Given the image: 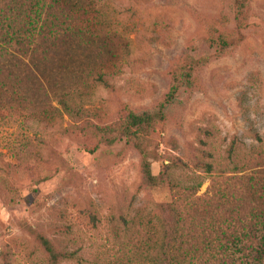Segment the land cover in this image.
<instances>
[{"label": "rangeland", "instance_id": "obj_1", "mask_svg": "<svg viewBox=\"0 0 264 264\" xmlns=\"http://www.w3.org/2000/svg\"><path fill=\"white\" fill-rule=\"evenodd\" d=\"M99 8V40L75 50L78 69L103 74L74 87L81 115L56 88L41 98L40 78L24 82L26 108L10 107L18 80L0 94V264H50L40 236L72 253L61 264H149L160 204L198 183L196 196L232 200L264 180V0ZM130 113L155 119L126 137Z\"/></svg>", "mask_w": 264, "mask_h": 264}, {"label": "trees", "instance_id": "obj_2", "mask_svg": "<svg viewBox=\"0 0 264 264\" xmlns=\"http://www.w3.org/2000/svg\"><path fill=\"white\" fill-rule=\"evenodd\" d=\"M243 6L244 2L237 3L240 11ZM98 30L103 31L99 0H0V94L6 92L5 85L12 78L18 80L10 107L26 108L23 102L31 100L24 82L40 78L52 85L38 89L41 98L56 88L53 94L68 115L83 112L70 102L82 99L73 95L74 87L102 81L103 74L94 77L92 72L78 69L75 50L87 49L97 42L101 36ZM49 108L51 112L58 110ZM154 119L149 113H130L123 135H133L131 127L136 131ZM141 155L147 186L159 187L160 179L150 172L145 153ZM244 181L242 190L232 194V200L196 196L201 186L198 183L160 204L161 217L157 219L153 242L156 251L149 264H264V180ZM39 239L50 264H61L73 257L72 253L55 251L46 238Z\"/></svg>", "mask_w": 264, "mask_h": 264}]
</instances>
